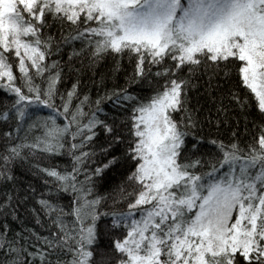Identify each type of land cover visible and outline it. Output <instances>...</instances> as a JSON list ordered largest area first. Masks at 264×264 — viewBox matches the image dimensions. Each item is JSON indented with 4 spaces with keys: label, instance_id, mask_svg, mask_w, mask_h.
<instances>
[{
    "label": "snow or ice",
    "instance_id": "1",
    "mask_svg": "<svg viewBox=\"0 0 264 264\" xmlns=\"http://www.w3.org/2000/svg\"><path fill=\"white\" fill-rule=\"evenodd\" d=\"M0 264H264V0H0Z\"/></svg>",
    "mask_w": 264,
    "mask_h": 264
}]
</instances>
